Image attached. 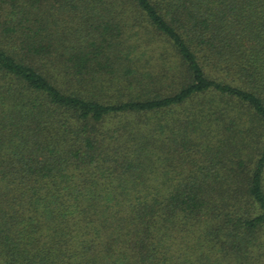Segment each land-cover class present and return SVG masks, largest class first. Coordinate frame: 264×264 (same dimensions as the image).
<instances>
[{
  "label": "trees",
  "instance_id": "trees-1",
  "mask_svg": "<svg viewBox=\"0 0 264 264\" xmlns=\"http://www.w3.org/2000/svg\"><path fill=\"white\" fill-rule=\"evenodd\" d=\"M0 264H264V0H0Z\"/></svg>",
  "mask_w": 264,
  "mask_h": 264
}]
</instances>
